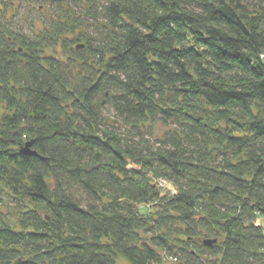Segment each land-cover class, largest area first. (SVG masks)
<instances>
[{
    "label": "trees",
    "instance_id": "1",
    "mask_svg": "<svg viewBox=\"0 0 264 264\" xmlns=\"http://www.w3.org/2000/svg\"><path fill=\"white\" fill-rule=\"evenodd\" d=\"M44 1L0 18V264H264V0Z\"/></svg>",
    "mask_w": 264,
    "mask_h": 264
},
{
    "label": "rangeland",
    "instance_id": "2",
    "mask_svg": "<svg viewBox=\"0 0 264 264\" xmlns=\"http://www.w3.org/2000/svg\"><path fill=\"white\" fill-rule=\"evenodd\" d=\"M75 3L76 4H70L69 8L81 16L85 15L88 9L87 0H83L81 3L76 0ZM56 12V5H52L44 0H0V18L9 22L14 32L21 33L27 37H30L34 31L35 33H38L40 30L42 31V29L47 26L45 24H48L47 21L50 20L51 17H57L55 14ZM49 29L52 30L51 28ZM85 32L87 36H96L95 26L88 27ZM71 47L76 48L77 45L75 44ZM59 53L61 56H65L61 50ZM105 113L111 120L114 119L112 110L106 108ZM157 130L159 134L164 131L161 127H158ZM117 262L118 264H129L121 257L118 258ZM163 264L180 263L175 262V260L170 257H165L163 258Z\"/></svg>",
    "mask_w": 264,
    "mask_h": 264
},
{
    "label": "water",
    "instance_id": "3",
    "mask_svg": "<svg viewBox=\"0 0 264 264\" xmlns=\"http://www.w3.org/2000/svg\"><path fill=\"white\" fill-rule=\"evenodd\" d=\"M84 46H77V49H83ZM31 147H32V142L31 143H28L26 144V146L24 147L23 149V154L25 155H31V156H38V154L34 151L31 150ZM216 241L215 240H208L205 242V245L207 246H213V244H215Z\"/></svg>",
    "mask_w": 264,
    "mask_h": 264
}]
</instances>
